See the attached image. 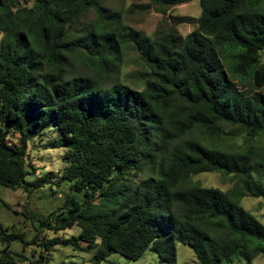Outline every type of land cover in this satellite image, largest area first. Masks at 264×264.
<instances>
[{
  "label": "trees",
  "instance_id": "1",
  "mask_svg": "<svg viewBox=\"0 0 264 264\" xmlns=\"http://www.w3.org/2000/svg\"><path fill=\"white\" fill-rule=\"evenodd\" d=\"M145 1L164 17L192 0ZM198 2L197 29L179 37L130 28L103 0H0V187L67 185L46 217L23 208L31 236L0 225V264H50L57 246L92 264L146 251L177 264V245L197 264L264 255V225L240 204L264 202L250 176L264 175V0ZM127 51L143 68L136 88L121 77ZM49 131L64 167L35 177L28 146ZM204 173L233 188L192 180Z\"/></svg>",
  "mask_w": 264,
  "mask_h": 264
},
{
  "label": "rangeland",
  "instance_id": "2",
  "mask_svg": "<svg viewBox=\"0 0 264 264\" xmlns=\"http://www.w3.org/2000/svg\"><path fill=\"white\" fill-rule=\"evenodd\" d=\"M104 5L121 14L125 25L137 31L143 32L145 35L152 36L158 30L161 24L167 29L174 31L179 37H185L187 34L197 29V19L200 15L198 0H192L187 4L174 7L169 13L162 17L153 11H144L140 9L146 4L145 0H103ZM92 20V16L86 19V25ZM124 65L122 67V80L129 86L136 88L140 86V77L143 74V68L137 60V56L133 51H127L124 55ZM261 65L264 67V54L261 56ZM241 88V85H239ZM248 90L247 87L244 88ZM264 93V87L261 88ZM57 139V135L53 131L46 132L44 137H38L32 140L28 146V160L38 169L35 177H39L42 173H53L59 176L64 167L62 156L65 151L62 147H54L53 141ZM250 176L259 181L264 188V175L257 166L250 167ZM32 177H28L27 181L31 182ZM193 181H197L204 187H213L221 191H229L233 188L234 183L222 180L221 176L215 173H204L200 176L193 177ZM67 185H63L62 189L53 187L52 189L60 193L51 195L48 188L40 191L32 190L28 195L23 190L10 191L0 187V200L8 205L4 207L0 203V225L2 227L15 226L16 231L25 233L28 236L33 234L30 222L26 220L21 213L23 208H27L34 213L47 216L49 212L55 209L63 198L62 192L65 191ZM241 206L250 212L262 225H264V202L262 199L245 197L240 202ZM78 230L73 228L69 231L54 233L45 230L42 237L52 239L54 237L67 238L76 235ZM17 243L13 244L15 248ZM177 264H197L194 254L190 248L183 245H177ZM50 254V264H92V253L85 254L74 252L69 247H54ZM101 264H166L161 261L156 254L146 251L141 258L136 261H128L115 253H111L109 257ZM227 264V263H220ZM230 264H264V255L258 256L250 260L242 252H238L232 257Z\"/></svg>",
  "mask_w": 264,
  "mask_h": 264
}]
</instances>
